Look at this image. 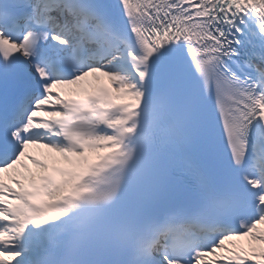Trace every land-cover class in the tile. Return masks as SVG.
I'll return each mask as SVG.
<instances>
[{
    "label": "snow or ice",
    "instance_id": "obj_1",
    "mask_svg": "<svg viewBox=\"0 0 264 264\" xmlns=\"http://www.w3.org/2000/svg\"><path fill=\"white\" fill-rule=\"evenodd\" d=\"M0 264H264V0H0Z\"/></svg>",
    "mask_w": 264,
    "mask_h": 264
},
{
    "label": "bare ground",
    "instance_id": "obj_2",
    "mask_svg": "<svg viewBox=\"0 0 264 264\" xmlns=\"http://www.w3.org/2000/svg\"><path fill=\"white\" fill-rule=\"evenodd\" d=\"M37 154H39L38 151H37Z\"/></svg>",
    "mask_w": 264,
    "mask_h": 264
}]
</instances>
